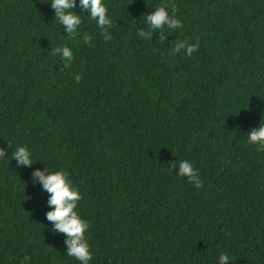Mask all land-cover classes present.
<instances>
[{"label": "trees", "instance_id": "obj_1", "mask_svg": "<svg viewBox=\"0 0 264 264\" xmlns=\"http://www.w3.org/2000/svg\"><path fill=\"white\" fill-rule=\"evenodd\" d=\"M50 2L0 0V264H81L46 218L45 168L83 197L89 264H264V152L248 143L264 124V0H102L109 41L80 0L71 37ZM165 3L183 27L139 37ZM176 40L199 50L173 54ZM64 46L70 67L51 54Z\"/></svg>", "mask_w": 264, "mask_h": 264}, {"label": "clouds", "instance_id": "obj_2", "mask_svg": "<svg viewBox=\"0 0 264 264\" xmlns=\"http://www.w3.org/2000/svg\"><path fill=\"white\" fill-rule=\"evenodd\" d=\"M51 7L55 10V20H58L64 26L69 36L77 35V30L82 24V17L77 15L74 9L76 8V0H51ZM80 7L90 13L93 20L97 21L98 26L102 30V35L105 41L111 40L109 29L112 27V20L108 16V8L102 0H80ZM171 8V14L168 9ZM179 11L178 6L174 3H165L155 9L151 14H147L146 20L149 26V31L143 28L138 29L137 35L146 39H152L155 32L164 33L165 30L174 31L183 27V23L176 17ZM83 41L89 46L92 44V37L85 34L82 37ZM165 36H161V41L164 42ZM184 51L187 58H191L193 53L199 50L198 42L189 44L187 41L176 40L173 54H178ZM53 56L60 55L65 61V67L71 66V61L74 59L71 49L67 46L56 47L52 49ZM82 76L75 75L77 83L80 82ZM248 143L258 145L257 152H264V124H260L258 128H253L248 133ZM10 148L11 146L8 145ZM13 159L19 165L30 166L34 163L32 153L27 147L21 146L12 153ZM6 157V150L0 147V159ZM169 171H173L178 167V174L181 177H187L188 182L196 188H202L203 182L200 179L198 170L194 169L193 165L187 161H172L168 164ZM33 178L38 180L43 190L49 194L47 201L48 206L52 209L46 214L48 221L52 222L53 230L62 233L66 236L65 243L67 244V256L74 257L81 264H89L93 254L90 249V244L86 238V232L90 228L87 220L82 219L77 211L78 202L83 199L81 193L73 187L69 173L66 171L49 172L47 168L43 171L36 170ZM30 259V257L28 258ZM230 257L226 253H222L219 257V264H229ZM27 264V261L22 262Z\"/></svg>", "mask_w": 264, "mask_h": 264}]
</instances>
